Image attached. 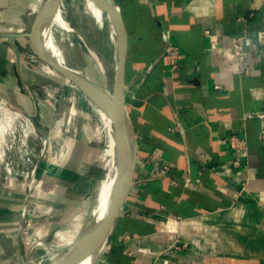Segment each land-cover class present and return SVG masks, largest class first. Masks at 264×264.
I'll use <instances>...</instances> for the list:
<instances>
[{
  "label": "crops",
  "instance_id": "0c3cea01",
  "mask_svg": "<svg viewBox=\"0 0 264 264\" xmlns=\"http://www.w3.org/2000/svg\"><path fill=\"white\" fill-rule=\"evenodd\" d=\"M113 1L137 158L101 264H264V0ZM235 37L243 62L230 56ZM17 39H7L15 55ZM8 57L0 49V67L10 77L15 63L24 85ZM233 135L248 157L230 148ZM25 196L0 183V264H21Z\"/></svg>",
  "mask_w": 264,
  "mask_h": 264
},
{
  "label": "rangeland",
  "instance_id": "374dc122",
  "mask_svg": "<svg viewBox=\"0 0 264 264\" xmlns=\"http://www.w3.org/2000/svg\"><path fill=\"white\" fill-rule=\"evenodd\" d=\"M11 2L15 9L9 14L0 13V30L21 32L29 28L28 22L33 20L45 0ZM4 3L3 0L0 7H4ZM59 11L52 35L63 52L64 61L98 82L92 68L94 60L86 47L95 42L99 52L109 61L113 74L115 55L104 49L102 33L96 30L86 0H62ZM104 15L107 17L105 12ZM64 19L75 27V32H69ZM80 30L87 37L80 34ZM0 43V49L9 53L10 61L17 62L8 40L2 38ZM15 45L21 53L25 85L36 103L22 85L15 63L8 77L4 59V70L0 67V109L6 107L11 117L0 112L3 128L0 127V183L23 185L26 195L23 218L28 214L35 217H27L23 226L24 253H30V262L47 255L46 262L50 264L52 253L48 247L30 249L37 232L55 229L49 239L51 244L64 243L71 238L101 187V181L112 173L113 167H110V160H103V145L94 137L99 116L87 97L35 56L26 38L17 39ZM107 87L111 89L110 84ZM16 92L25 97L23 106L14 102ZM98 263H102V256Z\"/></svg>",
  "mask_w": 264,
  "mask_h": 264
},
{
  "label": "water",
  "instance_id": "95a60500",
  "mask_svg": "<svg viewBox=\"0 0 264 264\" xmlns=\"http://www.w3.org/2000/svg\"><path fill=\"white\" fill-rule=\"evenodd\" d=\"M49 1L51 2L52 0H48L45 4L43 3L36 17L28 22L29 28L26 31H1L0 38H7L9 40V43L13 47L14 45L12 42L15 39L26 38L28 40L31 51L35 56L39 57L52 70L61 74L69 82L73 83L88 99L93 101L90 92L87 90L90 85L100 90L106 98L105 105L100 110L111 121L113 136L121 150V158L119 159V161L115 162V175L117 182L110 195L108 207L102 221L90 228V234L86 243H81V240H79L73 245V247L67 253L63 262V264H71L72 262H75L74 264H77L79 263L81 258H87L88 256H91L90 253H98L100 255V258L103 255L113 233L118 210L120 207V202L131 180L132 172L134 170L137 158V142L133 127L128 117L124 96L125 71L127 63L126 36L120 13L114 4V1L96 0L101 5L102 10L107 14L116 39L117 65L113 72V85L107 92L103 86L95 82L83 71L75 69L68 64L60 63L52 54H50L49 52L45 53L41 49V46L38 43V39L40 35L43 34L45 29L48 28V30H52V20L62 4V0H53V4H50ZM15 51L19 65L20 53L17 49H15ZM24 86L30 93V96L33 97V94L30 92V90H28L25 83ZM110 162V167H113L114 163L112 162V160H110ZM102 182L103 181H101V183ZM93 203L94 199H92L91 201L85 224H87L89 220ZM27 217L28 219H32L33 215H25V217L23 218V226H25ZM54 232L55 229L49 232L48 236L46 237V242L49 241L51 235H53ZM93 234L94 240L91 241L90 237ZM88 247H92L91 252L85 253L83 255V248ZM20 255L21 264L30 263V253L26 255L21 250Z\"/></svg>",
  "mask_w": 264,
  "mask_h": 264
},
{
  "label": "bare ground",
  "instance_id": "6f19581e",
  "mask_svg": "<svg viewBox=\"0 0 264 264\" xmlns=\"http://www.w3.org/2000/svg\"><path fill=\"white\" fill-rule=\"evenodd\" d=\"M47 1L48 0H45L44 4ZM50 4H53V0L50 2ZM86 7L88 11L90 12L91 17L94 20L93 23H95V25L97 26L96 30L101 31L102 33L101 39L104 45V49H108L107 51L109 54L113 53L115 55V62L113 63V69L115 70L116 65H117L116 64V39H115L114 31L112 29L111 22L109 21V18L104 15L101 5L96 0H86ZM40 9L41 7H39L37 12H35L34 18L36 17ZM59 12L60 11L58 10V12L56 13V15L54 16L52 20V25H53V26L51 25L52 30H53L54 25H57L58 23V18L60 15ZM64 20L68 26L69 32H75V29H74L75 27L71 26L70 23L66 19ZM52 30H48V28L45 29L43 34L40 35L38 39L39 40L38 43L41 46V49L43 50V52L45 53L49 52L60 63L67 64L64 61L63 52L61 48L59 47V45L56 43L55 39L53 38ZM21 31L23 32L25 30H21ZM81 40H83L82 37H81ZM86 47L90 55L92 56V59L94 60V64L92 68H93L94 76L98 80L97 83L103 86L105 90L108 92L109 89L107 86L110 84V86L112 87L113 85V74L111 71L112 69L111 65L109 61L106 59V57L101 52H99L97 48V44L95 42H93V44L90 43V45H86ZM87 90L90 92V95L92 96L93 101H94L93 102L92 100L87 98L88 103L99 116V124L95 130L94 137L99 143L103 145V150H102L103 160H112V162L114 163L113 171L112 173L109 174V176L105 180H103V182L101 183V187L97 189V192L92 197V199H94V203H93V207L91 208V213H90V217H89L87 224H85V222L87 219V214L89 213L90 205L86 211L85 216L83 217V220L79 224V228L77 232L73 236H71V238H69L64 243L51 244L49 243V241L46 242V237L49 234L48 231L40 229V231L37 232V235L35 236V239L32 242L30 249L32 250L34 247L36 249H40L42 247H48L52 253L51 254L52 257L49 261L50 264H63L67 253L77 241L81 240V243L82 242L86 243L88 236L90 234L89 232L90 228L93 225L102 221L106 213L107 207H108L110 195L117 182L116 175H115L116 174L115 162L119 161V159L121 158V150L113 136L111 121L100 110L101 108L104 107L106 98H105V95L100 90L96 89L95 87L91 85L87 88ZM0 110H1L0 111L1 113H4V116L11 117V113L6 107L2 106ZM0 127L2 128V125ZM1 131L3 132V130ZM61 157L62 159L64 158L63 153ZM33 218L34 216L32 217V219ZM90 239L91 241L94 240V234L90 237ZM91 249L92 247L83 248V251H82L83 255L85 253H90ZM90 254L91 256H88L87 258H81L79 263L77 264H99L98 262H99L100 255L98 253L97 254L90 253ZM47 259H48V256L43 255L40 260L35 261V262H30L29 264H44V263L48 264V262H46ZM74 263L75 262H72L71 264H74Z\"/></svg>",
  "mask_w": 264,
  "mask_h": 264
},
{
  "label": "built area",
  "instance_id": "2783aa9c",
  "mask_svg": "<svg viewBox=\"0 0 264 264\" xmlns=\"http://www.w3.org/2000/svg\"><path fill=\"white\" fill-rule=\"evenodd\" d=\"M206 34L210 37L211 45L213 48L216 47L218 41V35L212 34L210 31H206ZM245 39L244 37H235L232 38L229 42V52L231 59H234L238 62H243L246 58L245 54ZM264 138V133H263ZM227 142L231 149L240 153L241 157H248V143L246 139L240 138L239 136L233 135L227 139ZM238 165V163L236 162ZM168 166L163 168L162 170L154 171V175H164L167 172Z\"/></svg>",
  "mask_w": 264,
  "mask_h": 264
}]
</instances>
